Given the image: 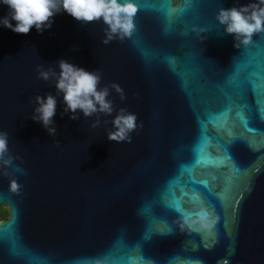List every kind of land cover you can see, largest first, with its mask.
<instances>
[{
  "label": "water",
  "instance_id": "water-1",
  "mask_svg": "<svg viewBox=\"0 0 264 264\" xmlns=\"http://www.w3.org/2000/svg\"><path fill=\"white\" fill-rule=\"evenodd\" d=\"M250 2L135 0L132 35L108 44L102 22L66 12L43 33L0 25V131L17 157L0 167V264H264V32L236 48L216 19ZM60 59L126 99L111 90L116 111L93 128L57 96L53 137L31 116L56 95L36 66ZM120 108L138 117L131 143L107 139Z\"/></svg>",
  "mask_w": 264,
  "mask_h": 264
},
{
  "label": "clouds",
  "instance_id": "clouds-1",
  "mask_svg": "<svg viewBox=\"0 0 264 264\" xmlns=\"http://www.w3.org/2000/svg\"><path fill=\"white\" fill-rule=\"evenodd\" d=\"M2 3L8 6L9 11L6 16L0 17V25L17 34H28L33 27L43 33L52 27L57 14L66 12L80 24L102 22L105 25L104 44L116 38L122 40L130 37L138 12L135 0H2ZM216 19L227 34L234 36V46L240 48L241 44H249L254 34L264 32V0L220 8ZM199 31L206 32L207 29ZM73 50H76V46H73ZM57 63L59 71L51 66L46 68L44 64L36 66L37 78L54 82L56 89V95L49 92L46 98L39 94L34 97L35 108L31 116L32 120L42 123L49 135L55 137L57 134L53 117L57 111V96L61 94L66 105L61 115L71 112L72 120L80 119V112L84 117L95 115L96 119L91 125L93 128L100 125L101 114L110 116L116 111L113 100L109 98L111 90L119 93L121 100L126 99L124 89L116 82L101 87L102 73L99 69L88 71L67 59H60ZM137 120V114L120 108L111 121L113 129L107 134L108 141L131 143L132 133L138 127ZM56 143L59 146L60 141ZM16 158L10 153L9 133L0 131V167L5 169L4 175L10 174L7 169L13 167ZM15 171H20L19 166H15ZM9 188L12 193H18L20 185L16 179H12ZM199 216L203 221L207 213L201 211Z\"/></svg>",
  "mask_w": 264,
  "mask_h": 264
},
{
  "label": "flooded vegetation",
  "instance_id": "flooded-vegetation-1",
  "mask_svg": "<svg viewBox=\"0 0 264 264\" xmlns=\"http://www.w3.org/2000/svg\"><path fill=\"white\" fill-rule=\"evenodd\" d=\"M177 1V0H175ZM10 217V209L8 205L0 206V222L3 220H7Z\"/></svg>",
  "mask_w": 264,
  "mask_h": 264
},
{
  "label": "snow or ice",
  "instance_id": "snow-or-ice-1",
  "mask_svg": "<svg viewBox=\"0 0 264 264\" xmlns=\"http://www.w3.org/2000/svg\"><path fill=\"white\" fill-rule=\"evenodd\" d=\"M241 119L243 120V117H241ZM245 123H246V122H245ZM229 158H230V157H229ZM236 172H237V174H239L240 169H236ZM202 183H205V184H206V182H202ZM190 200H191V201H194V202H199V201H200V196H199V194H197L196 192H193V193L190 195ZM179 204H180V202H179V201H176V207H177V209L180 210V211H182L183 209H181V208L179 207Z\"/></svg>",
  "mask_w": 264,
  "mask_h": 264
}]
</instances>
